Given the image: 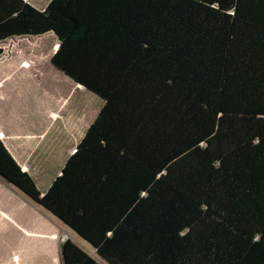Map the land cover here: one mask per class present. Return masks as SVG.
Here are the masks:
<instances>
[{
  "label": "trees",
  "instance_id": "trees-1",
  "mask_svg": "<svg viewBox=\"0 0 264 264\" xmlns=\"http://www.w3.org/2000/svg\"><path fill=\"white\" fill-rule=\"evenodd\" d=\"M46 34L102 106L44 193L1 140L0 178L93 246L62 264H264V0H0Z\"/></svg>",
  "mask_w": 264,
  "mask_h": 264
},
{
  "label": "rangeland",
  "instance_id": "rangeland-1",
  "mask_svg": "<svg viewBox=\"0 0 264 264\" xmlns=\"http://www.w3.org/2000/svg\"><path fill=\"white\" fill-rule=\"evenodd\" d=\"M47 1L30 0L37 7L44 6ZM57 47L58 43L53 35L22 40L13 39L0 43L2 49L0 64L3 70L10 74V80L0 92L3 107L9 105L11 109L9 113L15 116L14 121L16 119L19 131L37 133L39 130L49 128L39 144L33 143L40 153H25L26 156L28 155L25 156V160L33 159L34 169L43 166L44 163L47 165L45 179L41 180V177L35 175L39 191H44L48 181L53 179L54 174L59 173L60 167L71 155L70 153L102 106L100 98L80 86H75L73 81L49 63ZM64 122L68 123L64 126L62 124ZM42 150L53 152L41 153ZM51 161L53 163L48 168V163L50 164ZM63 229L68 236L65 235L62 241L70 239L90 255L94 253L87 243L66 228ZM2 240L11 242L12 246L19 239L0 237V241ZM17 244L14 248H18ZM9 249L6 254L14 250ZM30 252L27 255V264H61L59 249L54 253L55 257L54 254L52 255L53 259L48 255ZM17 255L19 256V253ZM43 259L47 261L43 262Z\"/></svg>",
  "mask_w": 264,
  "mask_h": 264
},
{
  "label": "crops",
  "instance_id": "crops-1",
  "mask_svg": "<svg viewBox=\"0 0 264 264\" xmlns=\"http://www.w3.org/2000/svg\"><path fill=\"white\" fill-rule=\"evenodd\" d=\"M25 1L32 4L30 0ZM46 3L42 7H37L35 4L32 5L39 9H43ZM48 35L51 34H46L44 36ZM28 38L33 37H14L7 39L4 42L13 39L22 40ZM9 77L10 74L5 72L0 64V92L7 85V82L10 80ZM10 88L13 87L10 86ZM2 104L3 103L0 101V140L17 164L21 167L22 171L27 172L33 178L34 182L37 177H41V180L45 179L47 165L44 163L43 166L34 169L33 159L25 160V153H40L34 145L36 142L39 144V142L43 140L48 132L46 130L49 128L43 131L39 130L37 133L17 130L18 124L15 122L16 119L14 121L15 116L13 117V115L9 113L11 110L9 105L5 106L9 109L7 110ZM67 123L68 122H64L62 124L65 126ZM52 152L53 151L42 150L41 153ZM72 152L70 154H72ZM52 163L53 161H51L50 164L48 163V168L51 167ZM58 174L59 173L54 174L53 179ZM35 175H37V177ZM53 179L48 181L47 187L44 191H40L41 193L46 191ZM63 228L66 227L56 220L49 212L32 204V202L28 201L15 188L0 179V237H16L19 239L18 242L15 241L12 246L11 242L6 240L0 241V264H27V255L30 251L37 252L36 254L39 255L44 254L51 256L53 259V256L55 257L54 253L57 252V249H59L60 253V246L65 241H62V238L65 235L68 236ZM16 244L19 245L18 248H14ZM22 245L24 249L21 248ZM9 247L10 249H14V252L12 251V253L8 252L9 254H6ZM18 253L19 256L17 255ZM16 255L18 257H16ZM42 261L46 262L47 260L43 259Z\"/></svg>",
  "mask_w": 264,
  "mask_h": 264
},
{
  "label": "water",
  "instance_id": "water-1",
  "mask_svg": "<svg viewBox=\"0 0 264 264\" xmlns=\"http://www.w3.org/2000/svg\"><path fill=\"white\" fill-rule=\"evenodd\" d=\"M71 80V79H70ZM73 81V80H71ZM74 84L81 86L80 84H77L76 82L73 81ZM83 89L87 90L85 87L81 86ZM88 91V90H87ZM90 92V91H88ZM92 93V92H91ZM94 94V93H93ZM95 95V94H94ZM98 97V96H97ZM99 98V97H98ZM102 101V100H101ZM1 179V178H0ZM2 180V179H1ZM3 181V180H2ZM6 183V182H5ZM18 191V190H17ZM42 208V207H41ZM45 210V209H44ZM48 212V211H47ZM50 213V212H49ZM51 214V213H50ZM52 215V214H51ZM53 216V215H52ZM56 220H58L55 216H53ZM60 222V220H58ZM62 225H64L71 233H73L75 236H77V238H79L80 240H82L84 243H87L86 241H84L75 231H73L71 228H69L68 226H66L65 224H63L62 222H60ZM89 245V247L94 251V248L92 245H90L89 243H87ZM62 259V257H61Z\"/></svg>",
  "mask_w": 264,
  "mask_h": 264
},
{
  "label": "bare ground",
  "instance_id": "bare-ground-1",
  "mask_svg": "<svg viewBox=\"0 0 264 264\" xmlns=\"http://www.w3.org/2000/svg\"><path fill=\"white\" fill-rule=\"evenodd\" d=\"M81 87V86H80Z\"/></svg>",
  "mask_w": 264,
  "mask_h": 264
}]
</instances>
